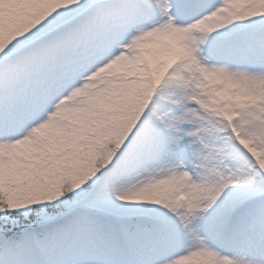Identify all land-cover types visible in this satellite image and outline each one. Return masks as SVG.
<instances>
[{
  "label": "snow or ice",
  "instance_id": "obj_1",
  "mask_svg": "<svg viewBox=\"0 0 264 264\" xmlns=\"http://www.w3.org/2000/svg\"><path fill=\"white\" fill-rule=\"evenodd\" d=\"M0 264H264V0H0Z\"/></svg>",
  "mask_w": 264,
  "mask_h": 264
}]
</instances>
